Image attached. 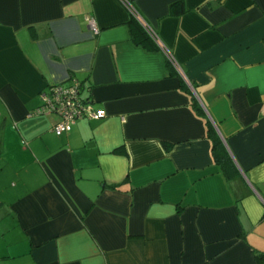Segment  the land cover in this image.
Listing matches in <instances>:
<instances>
[{"label":"crops","instance_id":"crops-1","mask_svg":"<svg viewBox=\"0 0 264 264\" xmlns=\"http://www.w3.org/2000/svg\"><path fill=\"white\" fill-rule=\"evenodd\" d=\"M129 1L192 89L149 32L157 47L133 41L123 0H0V264L264 253V0ZM72 80L104 116L57 135L59 116L36 111Z\"/></svg>","mask_w":264,"mask_h":264},{"label":"built area","instance_id":"built-area-1","mask_svg":"<svg viewBox=\"0 0 264 264\" xmlns=\"http://www.w3.org/2000/svg\"><path fill=\"white\" fill-rule=\"evenodd\" d=\"M125 6L130 13L142 22L143 27L158 43L161 50L164 52L167 60L183 77L184 81L192 89V83L187 77L184 70L176 61L170 50L166 49L157 38L156 34L147 24L143 16L131 5L129 0H123ZM89 25L93 30L98 29L95 26L94 19L89 18ZM82 85L78 80H72L68 84L57 83L49 87L48 90L42 92V103L36 113H55L59 116V121L52 127V130L57 135L68 132L72 125L81 119H100L104 116V112L96 109L90 99L82 97Z\"/></svg>","mask_w":264,"mask_h":264},{"label":"trees","instance_id":"trees-1","mask_svg":"<svg viewBox=\"0 0 264 264\" xmlns=\"http://www.w3.org/2000/svg\"><path fill=\"white\" fill-rule=\"evenodd\" d=\"M173 8V7H172ZM131 37L134 42L138 44L150 45V47H157L152 41L147 30L137 21V19L131 14ZM167 67L172 71V64L167 60ZM193 106L197 112L202 113V108L193 98ZM207 136L212 141L211 152L213 161L219 166L220 170L227 177H231L236 173L235 165L227 151L222 139L210 122H207ZM257 264H264V253L259 252L255 254Z\"/></svg>","mask_w":264,"mask_h":264}]
</instances>
